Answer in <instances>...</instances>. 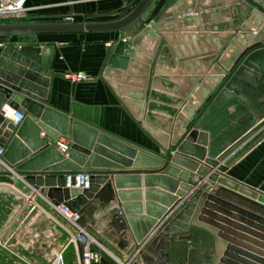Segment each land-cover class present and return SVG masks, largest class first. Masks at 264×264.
<instances>
[{
    "label": "water",
    "instance_id": "95a60500",
    "mask_svg": "<svg viewBox=\"0 0 264 264\" xmlns=\"http://www.w3.org/2000/svg\"><path fill=\"white\" fill-rule=\"evenodd\" d=\"M152 1L139 0L128 14L113 21H90L92 17H88L86 21L69 23H0V142L6 147L4 157L13 166V169L10 170H0V182L14 184L15 176L20 177L25 174L32 183L42 185L43 191L55 204L63 202L77 212L79 215L77 221L81 225H86L94 220V214L98 210V206L91 201L93 197H98L104 207H107L115 197L110 173L141 170L145 172L171 171L180 174L181 170L170 164V161L181 164L197 174H201L202 177L189 182H180L178 178L165 173L152 177L163 178L172 186L181 184L182 187L188 189H197L190 200H186L185 205L162 225L146 245L141 246L139 243L146 232V227L138 229L135 220L137 216L132 217L133 219L130 217V223H128L120 207H115L110 209L109 220V225L116 229L115 233L123 234L128 229L132 234L134 241L127 248V255L138 251L135 264H179L174 262L169 251L173 247L174 239L191 233L192 225H202L208 228L213 232L215 240L218 241L221 240L216 234L224 235L222 232H216L208 224H214L211 219L206 217L213 216L212 211L206 212L208 215H201L200 218L196 215L197 211L191 218L184 215L185 212L193 213L188 206H192V200H195L201 193H203V197L208 194L209 198L213 200V202L208 201L207 206L218 208L219 206L216 204H219L233 208L242 216H246V221L261 230L260 234L264 237V205L220 185H211L209 189L212 193H206L199 186L205 176L224 184L229 183L231 179L234 181V188L248 191L252 196L258 197L262 201H264V195L257 194L255 188H248L245 185L240 187L241 183L228 173L218 170L222 165L221 158L226 151L217 158L207 157V149L193 146L189 137L185 138L186 134L179 138L174 136L173 141H170L169 136L162 138L165 155L161 158L55 109L50 104L48 87L53 76H63V74L53 70L54 47L48 44L41 46L30 44L36 41L35 35L38 34L118 32V39L113 41L109 47L104 70L108 67L109 72L112 71L116 75H123L124 71H127L125 83L139 85L143 88L149 86V83L154 86L160 82L174 86L176 81H181L189 87L178 99L162 96L163 94H159V91L152 88L147 92L149 100L170 103L177 108L183 107L184 110L185 99L189 94L192 95L193 90L202 83L203 77L216 62L220 64L223 71L218 69L220 78L215 83L220 82V85L211 96L210 102L215 101L222 104L235 96H240L245 101L253 98L264 74V39L254 37L248 40L245 46L240 47L228 60L225 59V52L237 37V35L234 36L236 30L240 31L245 26L243 22L247 21L249 13L256 17V21L252 24L254 28L258 32L264 28V0H228V2L225 0H166L153 20L146 21L143 17ZM160 1L154 0L155 6H158ZM231 4H238L236 10H232L233 13L240 14L239 19L235 20V24L228 20L223 24L200 25L201 22L197 14L180 19V24L176 20H167L174 15H190L194 11L198 13L205 9ZM255 8L260 12H254ZM216 13L219 14L220 11L217 10ZM190 22H195L196 26L187 30L186 26ZM178 28H181L182 31H189L190 36L178 32L167 34L170 30L178 31ZM217 32L218 34L226 32V34H214ZM11 35H18V42L22 45H5ZM146 37L154 41L152 46L146 44ZM189 37L192 40L190 44L176 46V42H180L181 38L187 41ZM128 38H131V42L124 41ZM199 45H201V49ZM187 46L194 47L195 51L187 55L185 52ZM138 59L145 64L140 63ZM237 59L238 61L235 63ZM177 67L179 70H176ZM149 72L154 76H150V74L139 76L141 73ZM184 73L185 75H183ZM222 77H224L223 80H221ZM11 82L19 86H11L9 84ZM115 86L119 88V85L115 84ZM211 92L212 89L207 88L203 98L205 99ZM123 93L134 98L130 101L131 103L143 107L142 99L146 95L145 92H133L125 88ZM4 99H7L6 103L9 107L25 114L24 120L19 125L14 124L2 110ZM148 105V112L145 113L142 124L148 132L160 134L159 130L154 127L157 119L149 112ZM194 112L195 110L189 112L187 116H192ZM184 125L182 124L181 128ZM42 131H45L50 139L65 144L66 150L58 151L48 141L43 140L40 137ZM189 150L193 151L189 152ZM32 151L36 152L30 156ZM65 152L69 154L68 157ZM27 156L29 157L24 161H19ZM57 161L60 162L53 164ZM203 165L209 166V169H205ZM135 166H140L138 168L142 169H133ZM217 170L219 175H213ZM82 171L90 173L89 186L84 188L74 185L75 174ZM102 183L103 185H101ZM120 193L123 194L122 191ZM163 195L166 198L170 196L165 192ZM231 202L239 205H233L234 203ZM119 205L122 203L120 202ZM125 206L130 208L128 203H125ZM247 218H253L257 222ZM143 225L147 226L145 222ZM117 243L119 247L125 248L129 241L127 237H122ZM259 243L264 247L263 241H259ZM77 245L81 256L83 243L78 241ZM232 249L238 251V248L229 244L225 253L226 257L221 260L222 264H234L227 258L234 257ZM259 251L261 257H264L263 249H259ZM216 257L217 251L214 247L202 264H214ZM256 259L260 264H264V258ZM94 264L111 263L102 258L100 262Z\"/></svg>",
    "mask_w": 264,
    "mask_h": 264
},
{
    "label": "crops",
    "instance_id": "0c3cea01",
    "mask_svg": "<svg viewBox=\"0 0 264 264\" xmlns=\"http://www.w3.org/2000/svg\"><path fill=\"white\" fill-rule=\"evenodd\" d=\"M138 1L139 0H28L27 9L23 17L14 20H2L0 23H57L64 22L63 16L70 13L94 16L99 19L104 18V21H113L128 14ZM161 1L165 2L166 0ZM226 1L228 2V0H225V2ZM237 5L238 4H231L224 7L220 6L217 8L205 9L198 13L194 11L190 15H174L167 20H176L178 24H180V19L197 14L201 22L200 25L209 23L223 24V22L228 20H231V22L235 24V20L239 19L240 14L233 13L232 10H236ZM157 8L153 0L143 18L146 21H152L156 15L155 12H157ZM217 10L220 11L219 14L216 13ZM254 12L260 11L255 8ZM250 15L251 13L247 16V21L245 20L243 22L244 25H247L249 19L254 16L251 15L250 17ZM90 21L98 20L92 19ZM188 24L189 25L186 26V28H188L187 30L196 26L195 22H190ZM249 27L254 32L257 31L253 25ZM177 30L178 31L170 30L167 34H176L178 32L190 36V32L187 30L182 31L181 28ZM239 32V30H236L234 36L238 35ZM195 34L198 33L195 32ZM214 34H218V32ZM224 34H226V32H219L218 35ZM118 35V32L113 31L86 34L56 33L35 35L36 41L30 44L35 46L44 44L53 46V70L63 74V76H53L51 78L48 87L50 92V104L55 109L68 114L71 118L80 119L88 125H93L96 128L102 129L123 141H127L128 143L142 148L156 157L162 158L165 155V148L161 142L162 138L169 136L170 141H173L174 136L179 138L185 134V138L189 137L188 139L193 146L199 148L205 147V149H207V157L217 158L226 151L221 158L222 165L218 170L228 173L236 181L241 183L240 187L245 185V187L248 188H255L257 189V194L264 195V74L256 88L253 98L245 101L241 99L240 96H235L222 104H218L215 101L210 102V99L220 85V82L209 84L205 81L206 77L209 75L208 73H210L214 67L217 66L223 71L220 64L217 62L214 63L212 65L213 67L211 66V69L201 81L203 84H207V86L211 85L209 87L212 89V92L205 99L202 98L200 100L198 105L193 109L195 112L192 116L188 117L183 114V107L177 108L170 103H161L147 98V92L152 88L159 91V94H163L162 96H166L167 98H181L183 96V91L189 88L181 81L174 82V86L166 85L161 82L153 86V84L151 85L149 83V86L143 88L139 85H129L125 83L124 80L127 71H124L123 75H116L112 71L109 72L110 69L108 67L104 70L109 54V47L113 41L118 39ZM124 41L131 42V38L124 39ZM191 42L192 40L190 37L187 41L181 38L180 42H176V46L179 44H190ZM7 44L19 46L21 43L18 42V35L9 36L8 43L5 45ZM205 46L208 47L207 44H205ZM199 48L201 49V45H199ZM185 50L186 54L189 55L190 52L195 51V48L187 46ZM189 58H192V56H189ZM237 61L238 59L235 63ZM139 62L143 63L141 60H139ZM176 70H179V68L177 67ZM78 72H86L91 78L87 81L73 82L70 76ZM145 74L154 76V74L150 72L141 73L139 76H145ZM183 75H185V73ZM219 78L218 76L216 80H219ZM223 78L224 77H222L221 80H223ZM9 84H11V86H19L18 84L14 85L12 82ZM115 84H117V86L119 85V88H117ZM200 85L193 90L192 95H188L183 106H186V104L192 100ZM125 88L133 92L146 93L144 99H142L144 102L143 107L136 106L130 102L134 100V98L123 93ZM6 102L7 99H4L2 106L6 105L9 107ZM147 105L149 112L157 119V123L153 126L159 130L160 134L148 132L142 124L144 122L145 113L148 112ZM8 110L11 111V108H8L7 112ZM185 122L187 123L185 124ZM182 124H185L183 128H181ZM40 137L48 141V143L53 145L58 151L63 152L66 150L67 146L65 144L50 139L45 131L41 132ZM27 147L29 148V146ZM191 151L193 150H189V152ZM35 152L36 151H32L30 156ZM186 154L192 155L189 153ZM65 155L68 157L69 154L65 152ZM28 157L29 156L22 158L19 161H24ZM60 161L53 162V164ZM6 162L9 163L7 160ZM9 164L12 165L11 163ZM170 164L179 168L181 173L175 174L171 171L145 172L141 170L136 172H112L110 173V178H112V187L115 191V197L112 199L111 203L107 207H104L98 197H93L91 199L93 204L98 206V210L94 214V220L83 225V229L85 228L88 233L95 238L96 242L93 247L98 246L102 249V258L107 259L111 264H135L139 253L136 251L132 255H127V248L134 241L132 234L128 229L125 230L123 234L115 233L116 229L109 225L110 209L120 207L128 223H130V217L134 218L137 216L135 220L137 221L136 225L138 229L140 230L141 227H146V232L139 241L141 246H143L152 239L162 225L167 222L169 218L173 217L175 213L185 205L186 200H190L191 196L195 193L197 188L188 189L187 187H182L181 184L172 186L171 183L163 178L152 177L165 173L178 178L180 182H189L201 176V174H197L195 171L176 162L170 161ZM125 167L130 168L133 166ZM138 167L140 166H135L133 169H142ZM203 167L209 169L207 165H203ZM218 170L214 171L215 174L213 175H219ZM117 177H119V179H117ZM15 179L16 181L13 184L15 185L14 188L19 189L17 186H22V188H24L23 190L20 189V192L23 193V204L28 201L25 200L24 202V197L27 196L26 194L30 193L35 196L36 201L39 203V208L45 205L44 208L46 209H39L41 213H37L39 216L38 219L29 221L32 222L31 224L28 222L23 228L22 222H18V225H15L16 233L18 229L26 231L24 233L22 232L23 234L20 240L17 235L15 242L21 241L22 243H28V247L36 248L37 245L33 247L31 243H34L32 241L38 239L37 236L34 235V230H37L40 233L39 235H54L52 238L53 243H59L57 247H60L66 241V238L62 237V227L66 228L69 234L78 232L82 225L76 221L68 223L54 201L43 191L42 185L32 183L26 178L25 174L20 175V177L15 176ZM1 183L6 182H0V184ZM233 183L234 181L231 179L229 183L227 182L224 184L205 176L199 186L203 188L202 191L212 193L209 187L211 185H220L239 193L243 197H247L264 205V201L258 199V197L252 196L248 191L234 188ZM101 185H103V183ZM120 191H122L123 194H121ZM163 192L169 193L170 196L166 198ZM202 194L203 193L195 200H192V206H188L193 213L188 214L185 212L184 215L191 218L194 217L197 211L196 215L200 218L201 215H208L206 212L212 211L214 215H208L206 217L211 219L214 224L207 223L210 224L216 232H222L224 235L220 236L216 234L218 239L221 240L218 241L216 239V241L211 230L202 225H192L190 234H183V236L181 235V237L174 239L173 247L169 251V255L173 258L174 262L179 264H202V261L207 257L208 253L216 247L217 257L214 264H222L221 260L226 257L225 253L229 244H232L234 247L238 248V251L232 249L234 257L227 258L234 264H260L256 258H264L261 257L259 251V249H263L264 251V247L259 243V241L264 242V237L260 234L262 233L261 230L252 223L246 221V216H242L233 208L220 206L219 204L216 205L222 208L207 206V202H213V200L209 198L208 194L204 197ZM120 202L122 205H119ZM125 203H128L130 208H127ZM231 203H234L233 205H239L235 202ZM42 204L44 205L42 206ZM247 219L257 222L253 218ZM14 221L15 220L8 222L7 227H11ZM144 222L147 226L143 225ZM27 224H29V226H27ZM29 227H31V229L28 231ZM122 237H127L129 241L128 246L125 248L119 247L117 243ZM1 243L0 239V244ZM72 248L74 251L73 254H76L75 257L77 261L79 255L78 246L73 244ZM84 249L85 244L83 243V251ZM76 261L75 264H77Z\"/></svg>",
    "mask_w": 264,
    "mask_h": 264
},
{
    "label": "rangeland",
    "instance_id": "374dc122",
    "mask_svg": "<svg viewBox=\"0 0 264 264\" xmlns=\"http://www.w3.org/2000/svg\"><path fill=\"white\" fill-rule=\"evenodd\" d=\"M14 187L10 183L0 184V239L3 243L0 244V264H48L52 254L59 248L57 247L59 243H53L52 238L54 235H38V239L35 241L36 248L28 247L27 243H22L21 241L15 242L17 235L20 240L22 234L26 232L18 229L16 233L15 225H18V222H22L23 228L29 221L37 220L39 217L37 213L40 208L37 206L32 209V205L28 204L30 200L36 201L35 197L31 199L28 196L24 197V202L25 200L28 201L23 204V193L20 192V189L23 190L24 188L17 186L19 189H15ZM12 220H15L13 225L7 227V223ZM61 231L62 237L67 240L70 237L68 230L62 227ZM73 244L72 242L65 249V264H75L76 254H73Z\"/></svg>",
    "mask_w": 264,
    "mask_h": 264
},
{
    "label": "built area",
    "instance_id": "2783aa9c",
    "mask_svg": "<svg viewBox=\"0 0 264 264\" xmlns=\"http://www.w3.org/2000/svg\"><path fill=\"white\" fill-rule=\"evenodd\" d=\"M27 2L28 0H0V21L14 20L23 17L27 9ZM77 17H82L84 18L83 21H86L88 20V17L93 18L94 16L70 13L63 16V21L68 23L75 22L78 21ZM70 77H71L70 79L73 82L87 81L91 78V76L86 72H78L72 74ZM1 108L5 112V115L7 116V109L11 107L3 105ZM11 110H12L11 117L9 118L14 122V124L19 125L24 120L25 114L13 108H11ZM5 149L6 147L2 145L0 142V170L13 169V166L7 163L6 158L4 157ZM89 179H90V173L87 171L76 173L74 185L76 187H81V188L87 187L89 186ZM26 195L29 197L31 194L28 193ZM29 204L32 205L31 206L32 209L39 206V203L37 201L30 200ZM56 205L58 209L63 213L68 223H73L75 221L79 223L77 221L79 217L78 213L73 211L67 204L62 202ZM78 241H81L85 244V249L82 252L81 256L78 255L76 261L77 264H94L101 261L103 257L102 249H100L98 246L93 247L96 240L90 233H88V231L85 228L83 229V225H82L81 228L78 230V232L70 233V237L57 249L56 252L52 254L50 260L48 261L49 262L48 264H65V259H64L65 249L72 242L77 245ZM31 245L34 247L35 242L31 243Z\"/></svg>",
    "mask_w": 264,
    "mask_h": 264
},
{
    "label": "bare ground",
    "instance_id": "6f19581e",
    "mask_svg": "<svg viewBox=\"0 0 264 264\" xmlns=\"http://www.w3.org/2000/svg\"><path fill=\"white\" fill-rule=\"evenodd\" d=\"M188 1V0H185ZM256 21V17H252L249 19L247 25H245L244 28H242L239 32V34L237 35V37L234 39V41L232 42V44L230 45V47L227 49V51L225 52V59L228 60L235 52H237V50L240 47H244L245 43L248 42V40L256 37V38H261L264 39V28H261V30L258 32H254L249 26L254 24V22ZM254 34V35H253ZM145 42L146 44H148L149 46H152L154 44V41H152L149 38H145ZM219 68L216 66L215 68H213L209 75L206 77V83H211L214 84L217 77L220 76V72L218 70ZM207 84H202L198 90L196 91V93L194 94L193 98L191 101H189L186 106L184 107L183 110V114L186 116L189 114V112L193 111V109L198 105V103L200 102V100L203 98L204 92L205 90H207V88H210ZM11 112L12 110H8L7 112V117H11ZM13 185V184H11ZM15 186V185H13ZM35 197L34 195H31L28 198H33ZM40 210H46L44 207H41ZM40 212V211H39ZM45 212V211H44ZM32 222H29V224H31ZM29 224H27V226H29ZM31 229V227L28 228V231ZM35 232V236H38L40 233L37 230H34ZM33 240V239H32ZM26 242V241H25ZM35 242V241H32ZM28 244V243H27ZM44 247V246H43Z\"/></svg>",
    "mask_w": 264,
    "mask_h": 264
},
{
    "label": "trees",
    "instance_id": "16d2710c",
    "mask_svg": "<svg viewBox=\"0 0 264 264\" xmlns=\"http://www.w3.org/2000/svg\"><path fill=\"white\" fill-rule=\"evenodd\" d=\"M163 1H160V4L157 6L158 8L156 9V11L158 12L159 11V9L162 7V5H163ZM157 12H155L156 14H157ZM84 18H82V17H77V20L78 21H82ZM93 20H98V21H104L105 19L104 18H102V19H99V18H95V17H93L92 18Z\"/></svg>",
    "mask_w": 264,
    "mask_h": 264
}]
</instances>
